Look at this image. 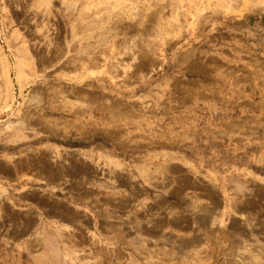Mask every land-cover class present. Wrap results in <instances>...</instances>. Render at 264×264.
<instances>
[{
    "label": "rangeland",
    "instance_id": "1",
    "mask_svg": "<svg viewBox=\"0 0 264 264\" xmlns=\"http://www.w3.org/2000/svg\"><path fill=\"white\" fill-rule=\"evenodd\" d=\"M0 264H264V0H0Z\"/></svg>",
    "mask_w": 264,
    "mask_h": 264
},
{
    "label": "bare ground",
    "instance_id": "2",
    "mask_svg": "<svg viewBox=\"0 0 264 264\" xmlns=\"http://www.w3.org/2000/svg\"><path fill=\"white\" fill-rule=\"evenodd\" d=\"M233 2V1H232ZM235 2V1H234ZM164 5V4H163ZM224 11V10H223ZM230 11V10H229ZM181 12V11H180ZM185 13V12H184ZM185 15V14H184ZM182 18H183V15H182ZM183 20V22H182V26L183 27H186V28H188V27H190V22L187 20V18H183L182 19ZM136 22V21H135ZM129 23H131V22H129ZM134 26V25H133ZM134 28V27H133ZM137 29V28H136ZM186 30V29H185ZM139 46V45H138ZM139 48V47H138ZM144 50V49H143ZM154 52V51H153ZM155 57V56H154ZM131 58V57H130ZM136 59V58H135ZM143 60V59H142ZM140 64V63H139ZM136 72V71H135ZM231 74V73H230ZM46 86V85H45ZM194 88V87H193ZM79 91V90H78ZM88 91V90H87ZM81 93V92H80ZM82 94V93H81ZM198 100V99H197ZM101 104V103H100ZM112 104V103H111ZM110 104V106H112ZM112 108V107H111ZM121 110H123V108L118 104V105H116L115 107H113V111L114 112H121ZM128 110V109H127ZM132 110V109H131ZM147 110V109H146ZM112 114V113H111ZM113 120V119H112ZM189 120V119H188ZM124 121V120H123ZM127 122V121H126ZM12 123V122H11ZM15 126V125H14ZM239 128V127H238ZM205 134V133H204ZM237 140V139H236ZM165 151V150H164ZM31 153V152H30ZM158 153V152H157ZM166 154H168V153H166ZM165 154V155H166ZM170 155V154H169ZM167 156V155H166ZM183 160V159H182ZM181 161V160H180ZM103 178V177H102ZM135 181V180H134ZM135 183V182H134ZM40 195V194H39ZM208 195V194H207ZM41 196V195H40ZM196 197V196H195ZM89 240V239H88ZM91 244H93V243H91Z\"/></svg>",
    "mask_w": 264,
    "mask_h": 264
},
{
    "label": "crops",
    "instance_id": "3",
    "mask_svg": "<svg viewBox=\"0 0 264 264\" xmlns=\"http://www.w3.org/2000/svg\"><path fill=\"white\" fill-rule=\"evenodd\" d=\"M31 193H32V192H31ZM35 193H36V192H35ZM40 195L42 196V194H40ZM40 195L38 194V196H40ZM41 196H40V197H41ZM25 231H26V230H25Z\"/></svg>",
    "mask_w": 264,
    "mask_h": 264
}]
</instances>
